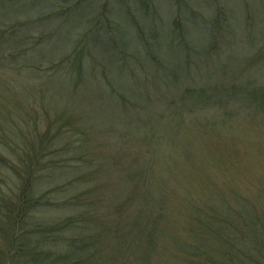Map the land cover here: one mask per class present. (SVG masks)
I'll return each instance as SVG.
<instances>
[{"label": "rangeland", "instance_id": "obj_1", "mask_svg": "<svg viewBox=\"0 0 264 264\" xmlns=\"http://www.w3.org/2000/svg\"><path fill=\"white\" fill-rule=\"evenodd\" d=\"M19 1L7 0L6 3L0 0V162H8L5 153L11 154L12 158L13 156L16 158L17 155L22 158L19 165L12 167L11 171L5 170L9 176L17 179L18 176L13 175L15 172L38 190L54 187L59 191L62 189L67 195H72L90 185L92 188L90 193L93 196L105 194L104 199L110 204L115 193L119 198H125L126 195L128 196V190L137 183L133 177L134 168L130 164L134 162L138 169H144L147 164L146 157L150 159L153 156L156 175L159 177L164 174L171 175L170 181L178 186V190L182 189L181 200L195 199L198 205L205 203L212 206L219 201L221 204L225 203L224 199L219 198L215 193L223 192V189L226 190L231 186V176L234 177L239 188H237L238 193L242 196L251 198L264 188V184L257 181L258 173L264 171V110L252 112L250 111L252 107L245 106L240 109L242 116L232 115L224 119L223 117L226 116L221 113L226 114V111L223 108H220V113L212 102L206 103L197 97L183 96L186 88L195 87L194 77L188 78L187 75H181V78H170L173 84L167 86L164 84L168 82L167 72H162L152 65L142 67L139 54L130 49L136 43V40L130 39L135 34V26L145 28L150 24L149 18L145 20L144 17L143 20L140 19L141 21L136 19L139 15L135 9L140 6L147 9L148 14L151 13L152 25L160 26L164 31L162 35L164 43L168 41L178 43V34L173 31V28L176 27L175 23L182 25L179 19L182 16V23L185 25L182 26V30L186 40L192 39L190 46L193 50L189 51L188 48L187 52L192 55L183 53L181 56L185 59V68L192 75H195L194 71L197 68L207 72H211V69L217 70L218 79L225 74L224 70L234 72L240 69L242 74L244 70L241 68L244 67L246 59L247 63L250 59L256 60L254 73H259L258 62L264 60V49L261 51L260 48L264 45V0H80L78 7L73 4L76 0H24L23 3ZM227 8L231 10L230 32L226 27L225 31L216 34L220 24L226 26L228 22L225 17L229 15L225 11ZM102 17L108 19L105 23L102 21L101 25ZM15 22H19V26H16L13 31L12 38H20L23 33L29 32L31 37L48 36V39L37 40V43L32 45L33 50L23 55H15V63H11L7 52H11L9 48L11 46L14 48L17 44L12 40L9 41V34L6 35L5 31ZM114 24L115 31L121 33L120 37L124 39L128 47L127 56L113 55L114 48L110 45L104 48L101 45L103 41L105 42L102 37L114 31L112 28ZM193 25L195 26L192 27ZM218 25L219 27H216ZM213 33L217 36V43L209 44L207 39ZM95 37L101 39L99 44L95 43ZM252 37L256 39V43H252L255 48L250 47L251 40L248 42L244 40ZM91 38L94 42H91ZM121 43L123 44L122 41ZM219 43L222 44L220 48H227V50H219L217 48ZM236 43H238L236 46L231 47ZM211 45L215 47L212 46L213 49L210 50L212 53L209 59L210 65L206 62L201 65L202 61H206L209 56V54L205 55V49L212 48ZM166 46L168 45L165 44V49ZM77 47L81 52L75 50ZM70 52L75 56L77 53H82L77 58L82 60L84 66L91 70L90 72L101 78L99 80L95 75L94 80L89 81L88 90L83 84L77 86L78 83L69 82L68 75L72 73L70 69L75 66V63L71 61ZM94 53H97V56L100 55L102 60L106 57L108 63L105 67L108 71L103 72L102 68L96 64ZM227 54L233 55L227 60L229 64H224L223 57ZM133 55H137V58ZM259 55L260 59H258ZM162 56L169 70L176 54H170L165 50ZM62 62L63 64H60ZM30 63L36 67L31 68ZM121 65L126 74L118 78L116 74L119 71L116 69H121ZM181 68H184V65ZM262 68L263 71L260 74L264 75V64ZM109 72H112L115 82L125 91L122 99L120 97L117 99V106L112 102L113 91L106 87L103 81L109 77L107 75ZM172 98L181 101L179 115L174 116L172 112L164 111L160 107L161 103L163 107H169ZM102 102L105 103L103 108L96 111L97 106L99 107ZM64 105L71 106L68 112ZM105 105L108 107L115 105V107L106 109ZM230 106H233V110L237 108V104L234 105L232 102ZM59 108H63L64 111L59 121L65 131L63 129L59 133L56 131L58 134L51 138V149L62 147L61 149H65L62 151L64 155L59 158L62 160L70 158L72 161L73 155L78 154L73 148L82 143L85 144V148L79 147L77 152L86 151L84 153L89 158L88 162L80 163L82 166L80 170L87 171L81 177L82 179L78 178L67 185L63 184L65 180L80 171L73 168L78 166L79 162L76 164L73 161L69 163L70 166H57L58 168L52 171L50 180L47 176H42L43 172L40 175L33 173L35 166L31 167L34 163L33 158L37 156L35 147L43 146L41 149H48L47 143L43 144L45 122H38L35 116L41 109L52 111ZM110 109L115 110L111 112ZM192 117L195 118L194 122L191 120ZM14 121L15 123L11 124ZM194 124H202V128L204 126L206 130L193 131L190 126ZM10 125H18V130L11 132ZM71 126H74V130ZM80 128L83 133L79 132ZM143 136L150 140L149 143L142 138ZM195 136H200L202 142L214 150L213 157L209 154H207L208 157L203 158L196 156L194 175L191 176H196L194 170L201 165V182L197 177L188 181L187 176L190 171H186L181 159L182 144ZM219 137L222 143L215 141ZM123 138L126 139L122 142ZM11 142L16 146L13 147ZM122 150L124 151L121 152ZM50 151V149L46 151L47 154L43 158L47 165H50V159L58 161L57 156L49 154ZM193 152L199 154V149H194ZM22 155L25 157L23 158ZM104 155L107 159L111 156L110 161H103ZM169 155L175 159L170 165L166 160V156ZM227 156L229 158H226ZM46 172L48 174V170ZM145 186H148V183ZM204 189L211 191V195H203L201 192ZM65 197L66 195H62V198ZM227 199L233 203L234 198L230 195H227L225 200ZM174 203L175 201H172L169 204V209L178 208L174 207ZM187 203L179 201L184 211H188L190 207L191 203ZM262 205L264 206V202ZM57 210L59 209L55 206L49 207L44 215L47 218L54 217L58 214ZM159 223L157 231L163 234L161 236L164 239H167L175 227L165 220H160ZM181 238L185 240L191 237L187 231L182 233ZM108 241L110 243L103 246L104 250H116V241L111 238L104 239V242ZM1 243L4 244L3 239ZM162 244L159 243L158 246ZM122 248L134 256L132 261H124L129 264H173L158 256L159 253L168 255L177 254L180 251L179 246L165 240L160 247L162 253L160 249L155 250L146 245L138 248L133 241L126 243ZM142 254L145 256L144 261L140 260ZM213 254L221 256L220 248H214ZM101 256L102 260L98 264H105L103 254ZM211 262L224 264L223 260L216 257Z\"/></svg>", "mask_w": 264, "mask_h": 264}, {"label": "trees", "instance_id": "obj_2", "mask_svg": "<svg viewBox=\"0 0 264 264\" xmlns=\"http://www.w3.org/2000/svg\"><path fill=\"white\" fill-rule=\"evenodd\" d=\"M4 1L7 3V0ZM23 1L24 0H20L19 2L23 3ZM79 1L80 0H76L73 3L74 6H77ZM146 10L147 9H143V7L140 6L135 9L139 15V17L136 16V19L141 21L144 17L146 18L145 20L149 18V26L143 28L142 26L136 25L135 34L133 38H130L132 41L136 40L135 46H131L130 49L135 51L137 55L139 54L142 67L152 65L162 72H167L168 82L164 83L167 86L173 84L170 78H181V75H187L188 78L194 77L196 79L195 82H193L195 87L193 89L186 88V93L183 96L197 97V99H201L206 103L212 102L216 110L220 113V108H223L226 111V114L221 113L226 116L223 117L224 119H228V117L232 115L235 117L238 115L242 116L240 115L242 113L240 109L245 106L252 107L253 109L250 110L252 112L253 110H264V75L263 73L260 74L263 71L262 64H264V60H261L260 63L258 62L257 68L259 69V73H254V62L256 60L250 59V62L247 63L246 59L244 67L241 68V70H244L242 74L239 71L240 69H236L234 72H229V70L227 72L224 70L225 74L218 79L217 70L211 69V72H207L200 71L197 68L194 71L195 75H192V73L185 68V59L181 56L183 53L190 56L192 54L187 52L188 48L189 51L193 50L190 46L192 39L186 40V35L182 30V26H185L182 23V16L179 17L182 25H177L175 23L176 27L173 28V31L178 34V43L173 41L164 43L165 41L162 38L164 31L160 26L157 27L152 25L151 13L148 14ZM225 11L229 13V15H225L228 22L226 26L221 25L222 23L220 27L219 25L216 26L220 28L217 32L214 31L216 34L225 31L226 27H228L230 32L229 17L231 10L227 8ZM107 19L106 17H102L100 24L102 25V21L105 23ZM16 26H19V22L10 25L5 31L6 35L9 34V41L12 40L17 44L14 48H12L13 46L9 48L11 52H7V55L10 57L8 58L9 62L11 63H15V55H23L33 50L34 46L32 45L37 43V40L48 39V36H45V38L41 36V34H39L41 38L31 37L29 36V32L23 33L20 38H12ZM115 26L114 24V27H112L114 31L111 29L112 31L108 35H103L104 37L101 36L105 39V42L103 41L101 45H103L104 48L105 46L108 48L109 45L111 48H114L115 51H112L113 55H121L122 57L127 56L126 54L129 51L128 47L124 43V39L120 37L121 33L119 34L115 31ZM194 26L195 25L192 27ZM216 27H214V29ZM216 34L213 33L212 36L207 39L209 44L217 43ZM99 40L101 39L95 37L96 44H99ZM244 40L245 42L251 40L250 47L255 48V46H252V43H256L255 38L252 37ZM91 42H94L92 38ZM165 44L168 45L166 49ZM237 44L238 43L232 44L231 47ZM215 45H211L210 47H215ZM221 46L222 44L219 43L217 48L221 51L227 50V48H220ZM213 47L205 49V55L209 54V56L206 58V61H202L201 65L205 64V62L210 65L209 59L210 54H212L210 50L213 49ZM260 48L261 51H263L264 45H261ZM75 50L81 52L78 47L75 48ZM165 50L170 54H176V58L172 59L169 70L162 56ZM70 55L73 57H71V61L75 63V66L73 65L74 68L70 69L72 73L68 75L69 82L78 83L77 86L83 84L84 88L87 87L88 90L89 81L94 80L93 78H95L96 74L90 72L91 70L84 66L82 60L77 58L80 57L82 53H77L75 56L70 52ZM137 55H133V57L137 58ZM231 55L233 54H227V56L223 57V61L225 60L223 62L224 64H229L227 60ZM94 56L97 60L95 61L96 64L102 68L103 72L105 70L108 71L105 67L108 63L106 57H104L105 60H102L100 55L97 56V53H94ZM258 59H260V55ZM60 64H63V62ZM182 65H184V68H181ZM29 66L31 68L36 67L31 63ZM139 68H141L140 65ZM116 70L119 71V73L116 74L118 78L126 74L122 65L121 69L118 68ZM107 75H109V77L106 81L105 79L103 81L106 87H109L113 91L112 102L117 106V99H119V97L122 99V96L125 95V91L115 82L112 72H109ZM97 79L101 80L98 76ZM103 81L101 82L103 83ZM231 102L234 105L237 104L235 110L232 109L233 106H230ZM104 104L105 103L102 102L99 107L97 106L96 111H100V108H103ZM115 105L112 107L114 108ZM63 107L66 108V112H68L71 106L64 105ZM105 107L106 109L112 108L108 107V105H105ZM160 107L164 111L168 110L172 112L174 116L181 113V110H179L181 101L175 98H172L169 107H163V103H161ZM44 110L41 109L35 117L38 118V122H45V128L43 129L45 133L43 144L45 145V143H47L48 149H41L43 146L35 147L36 149L34 150L37 156L33 158L34 163L31 167L33 168L35 166L33 173L36 172L37 175H40L43 172L42 176H47V179L50 180L52 177L51 174H53L52 171L56 170L58 168L57 166H70L69 163L75 161L76 164L79 162V165L73 168L78 171L82 168L80 163L83 161L88 162L89 158L86 157L88 155L84 153L86 151L77 152L79 147L85 148V144L79 142V145L73 148L78 154L73 155L72 161H70V158H64L63 160L59 158L64 155L62 151L65 149H61L62 147L60 146L59 148L51 149L50 145L51 138L53 139V137L62 131L61 129L65 131L62 123L59 121L60 117L64 115V111L63 108L57 110L51 109L54 112L47 111L46 109ZM110 110L112 112L115 109ZM194 119L195 118L192 117L191 120L194 122ZM14 123L15 121L11 124ZM36 125L38 126L37 123ZM127 126H129V123H127ZM17 127L18 125H10L9 130L11 132H16L18 130ZM67 127L70 128V126ZM71 127L74 130V126ZM190 128L193 131L197 130V132L206 130L204 126L202 128V124H194L190 126ZM51 130L55 132H50ZM56 131L58 133H56ZM19 132L20 131H18V133ZM79 132L83 133V130L80 128ZM142 138L149 143V139L144 136ZM125 139L126 138H123L122 142L125 141ZM215 141L217 143H222L220 142L221 137L216 138ZM10 144L13 147L16 146L13 142ZM197 144H199V146ZM49 149L51 150L49 154H53L55 157L57 156L56 159H58V161L50 159V165H47L43 161V158H45L47 154L46 151ZM194 149H199V154L193 152ZM123 151L124 150L121 152ZM212 151L214 150H211L208 145L206 146V144L202 142L200 136L191 137L187 139L186 143L182 144L181 159L186 171H190L187 176L188 181L196 179V177L200 179V182L202 181L201 165L194 170L196 176H191L194 175L193 167L196 156L203 158L208 157L207 154H209V156L213 157L214 154L212 155ZM5 155L8 162H0V264H98L102 260L101 254L104 256L103 258L106 261L105 264H129L124 263V261H132L134 256L132 253H128V251L123 249V245L133 241L138 248L139 246L146 245L155 250L156 248L161 250L160 247L164 244V240L175 246H179L180 251L177 254L160 255L159 253V255H156L165 258L167 262L169 261L173 264H212L213 262L211 261H214V257L223 260L224 264H264V206L262 205L264 202V188L256 192L251 198L242 196V194L238 193V187L234 177L231 176V186L226 190L223 189V192L215 193L219 198L224 199L225 203L221 204L219 201V203L212 206L205 205V203L198 205L194 198L193 201H189L186 198L181 200L182 189H179V191L178 186L170 181L171 175L164 174L160 177L156 175L152 156L150 159L146 157L147 164L144 169H138L137 164L134 162L130 164L134 168L133 177L137 180V183H134L132 189L130 188V190H128V196L126 195L125 198H119L115 193L112 202L109 204L104 199L105 194H96V196H93L90 193L92 191L90 185H87L81 191H77L72 195H67L62 189L59 191L54 187L38 190L34 185L27 183L24 178L20 177L15 172L12 174L19 178L17 177V179H14L9 176L5 170L9 169L11 171L12 167L19 165V161L20 159L22 160V158H20L19 155H17L16 158L14 156L12 158L11 154L5 153ZM22 157L24 158L25 156L22 155ZM103 158V161H110L111 156H108V159L107 156ZM226 158H229V156ZM166 160L168 165L175 161L171 155L166 156ZM38 169H40V171ZM47 170L48 174L46 172ZM86 172L82 170L78 173L76 172L73 177L65 180L63 184L67 185L73 183L78 180V178L81 180V177L85 175ZM257 181L264 184V171L258 173ZM147 183L148 186H145ZM187 192L190 193V191ZM210 192L204 189L201 193L203 195H211ZM62 195H66V197L62 198ZM227 195L234 198L233 203H231L229 199L225 200ZM172 201H175L174 207H178L175 209L176 211L172 208L169 209V204H171ZM179 201L191 203L189 204L190 207L188 211L182 209V204H179ZM204 202H206V200H204ZM210 203L212 202L208 204ZM54 206L56 209H59L57 210L58 214L54 213V217L47 218L44 212L47 208ZM131 210L134 211V213ZM61 212L63 213L60 214ZM129 212H131V214H129ZM128 218H130V220ZM160 220H165L169 225L175 227L174 230L169 233L167 239H164V237L161 236L163 234L157 231ZM174 224H176V226H174ZM187 231L191 238L183 240L181 238L182 233H186ZM105 238H111L116 241V250H104L103 246L110 243L109 241L104 242ZM2 239L4 240V244L1 243ZM159 243L163 244L158 246ZM214 248H220L221 256L213 254ZM160 252L162 253V250ZM140 260H145L143 254Z\"/></svg>", "mask_w": 264, "mask_h": 264}]
</instances>
